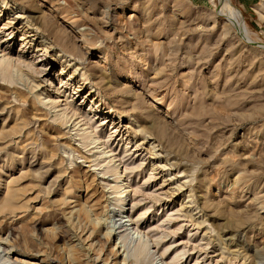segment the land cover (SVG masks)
Returning <instances> with one entry per match:
<instances>
[{
	"label": "rangeland",
	"instance_id": "obj_1",
	"mask_svg": "<svg viewBox=\"0 0 264 264\" xmlns=\"http://www.w3.org/2000/svg\"><path fill=\"white\" fill-rule=\"evenodd\" d=\"M1 2L0 264H264V0Z\"/></svg>",
	"mask_w": 264,
	"mask_h": 264
},
{
	"label": "bare ground",
	"instance_id": "obj_2",
	"mask_svg": "<svg viewBox=\"0 0 264 264\" xmlns=\"http://www.w3.org/2000/svg\"><path fill=\"white\" fill-rule=\"evenodd\" d=\"M2 1L3 2H1V3H4V0H2ZM230 11L232 12L234 18H236L237 10H234V8L231 5H230ZM16 14L17 13L15 12V16H16ZM8 23H5V25L3 26V28H7ZM35 28H36V30L39 29L38 27H35ZM43 48L46 49V46H43ZM77 69H78L77 66H76L75 69L73 68V70L75 72H76ZM35 70L37 71L38 69H35ZM79 70H81V69H79ZM0 71H2L3 75H5V76L7 75L8 72H10V73H17V72H19L20 75H21V78H23V80L25 81V85L28 88H31V89L34 88L35 89V87H36L35 85H33V80L29 79V77H28L29 75L26 74V73H23V70L21 68V64L18 63V61H17V63L16 62H13V60L10 57H7L6 54H1L0 55ZM81 76H83V73H81ZM91 87H93V86H91ZM55 103L57 104V100L50 102V104H52V105H54ZM59 117H60V119H62L63 122H67L68 120H72L74 122V120L76 118L81 117V115L80 116H77L76 110L75 109H72V108H69V106H67L59 114ZM81 121H83V123L81 125H85L86 126L85 128L79 129L80 131H82V133H81L82 134V137L84 139L88 140L89 141V144H93V146H92L93 148H97L98 149V145H99L98 140H99V137L100 136L98 135V132L97 131H94V129L92 130L93 124H91L90 118L87 115H85V117L82 118ZM79 122L74 123L73 125L75 126ZM136 128H138L137 131H139V133H142L144 137H147L148 133L145 130L139 129L138 126ZM103 144H104V142H103ZM103 144H101V145H103ZM108 152H111V149L110 150H107V151H105V150L102 149L98 153H101V154L106 155L105 157H109L110 154L107 155ZM98 155L96 156L97 157L96 159H98ZM113 157L115 158L116 155L113 154ZM96 165H99V162H97ZM107 172H113V174L115 175V179L116 180L120 179L122 177V175H123V174H121L122 171L121 172L119 171V164L116 165L115 163L113 165H111V166H106L104 168L103 173H107ZM116 184H117V182H116ZM125 191H126L125 190V187H123V190L121 191L122 195L120 196V198L118 200V208H119V211H122L125 208V204L123 202L125 200V196H126V194H123ZM125 216L127 217V220L126 221H128L129 223L124 224V220L122 222V217H120L119 219L113 220V221H115L114 223L117 225V228L124 227V229H123L122 232L121 231L120 232H117L116 239L119 240L120 242H124L127 237L130 238L131 239V243L133 244V255H134L135 259H136L135 260L136 263L148 264L149 261H150V259H151L150 257H153V253H155L156 251H151V247H150V244H149V241L150 240H149V238L147 237L146 234L141 233L140 230H138V228H135L134 230H132L133 229V226H131V225L133 224V222L131 221V218H130V216L128 214L125 215ZM128 226H130V227H128ZM133 234L136 235L135 238H133ZM14 260H16V257L14 258ZM159 262H161V264H162V262H164V261H159ZM165 264H167V263H165Z\"/></svg>",
	"mask_w": 264,
	"mask_h": 264
}]
</instances>
